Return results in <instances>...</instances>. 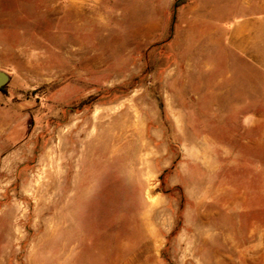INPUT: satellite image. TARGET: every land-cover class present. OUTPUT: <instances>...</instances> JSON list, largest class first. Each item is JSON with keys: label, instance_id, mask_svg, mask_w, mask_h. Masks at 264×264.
Here are the masks:
<instances>
[{"label": "rangeland", "instance_id": "obj_1", "mask_svg": "<svg viewBox=\"0 0 264 264\" xmlns=\"http://www.w3.org/2000/svg\"><path fill=\"white\" fill-rule=\"evenodd\" d=\"M177 1L0 0V264H264L260 74L198 76L240 0Z\"/></svg>", "mask_w": 264, "mask_h": 264}, {"label": "crops", "instance_id": "obj_2", "mask_svg": "<svg viewBox=\"0 0 264 264\" xmlns=\"http://www.w3.org/2000/svg\"><path fill=\"white\" fill-rule=\"evenodd\" d=\"M200 28L198 76L205 100L212 95L214 107L220 109L251 108L249 100L228 99L233 93L253 91L252 70L260 74L264 87V0L238 1L232 17L220 20L212 34L208 21Z\"/></svg>", "mask_w": 264, "mask_h": 264}, {"label": "water", "instance_id": "obj_3", "mask_svg": "<svg viewBox=\"0 0 264 264\" xmlns=\"http://www.w3.org/2000/svg\"><path fill=\"white\" fill-rule=\"evenodd\" d=\"M176 7V4H175ZM8 76L2 72H0V89L7 83L8 81Z\"/></svg>", "mask_w": 264, "mask_h": 264}, {"label": "trees", "instance_id": "obj_4", "mask_svg": "<svg viewBox=\"0 0 264 264\" xmlns=\"http://www.w3.org/2000/svg\"><path fill=\"white\" fill-rule=\"evenodd\" d=\"M185 2H186V0H179V1H177L176 6H179L181 4H184ZM0 90L2 91L3 90V87Z\"/></svg>", "mask_w": 264, "mask_h": 264}]
</instances>
